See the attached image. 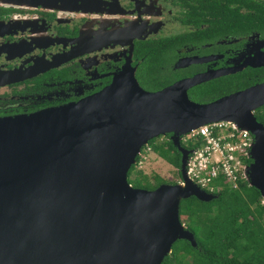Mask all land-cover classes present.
I'll return each mask as SVG.
<instances>
[{
  "label": "water",
  "instance_id": "95a60500",
  "mask_svg": "<svg viewBox=\"0 0 264 264\" xmlns=\"http://www.w3.org/2000/svg\"><path fill=\"white\" fill-rule=\"evenodd\" d=\"M210 77L148 92L124 71L78 103L0 119V264H163L176 242L197 247L181 202L218 196L188 177L194 151L182 137L212 123L254 136L245 179L264 199V124L254 114L264 84L192 101L188 90ZM167 135L182 155V181L135 188L131 168L150 141Z\"/></svg>",
  "mask_w": 264,
  "mask_h": 264
},
{
  "label": "flooded vegetation",
  "instance_id": "af4514ba",
  "mask_svg": "<svg viewBox=\"0 0 264 264\" xmlns=\"http://www.w3.org/2000/svg\"><path fill=\"white\" fill-rule=\"evenodd\" d=\"M124 71L148 92L211 76L188 90L203 104L264 84V0H0V119L78 103Z\"/></svg>",
  "mask_w": 264,
  "mask_h": 264
},
{
  "label": "trees",
  "instance_id": "16d2710c",
  "mask_svg": "<svg viewBox=\"0 0 264 264\" xmlns=\"http://www.w3.org/2000/svg\"><path fill=\"white\" fill-rule=\"evenodd\" d=\"M212 100L218 93L204 92ZM264 122V114L259 118ZM183 146L197 149L200 142ZM150 152L179 169L182 155L169 135L153 139L144 147L142 156L129 172V182L135 187L154 190L165 184L159 175L148 176L138 169ZM248 164L252 161L248 159ZM131 176H133L131 178ZM177 184V183H176ZM218 198L202 202L196 197L182 200L180 219L194 234L197 247L180 240L163 264H264V199L261 193L243 180L238 189L224 186L215 193Z\"/></svg>",
  "mask_w": 264,
  "mask_h": 264
},
{
  "label": "built area",
  "instance_id": "2783aa9c",
  "mask_svg": "<svg viewBox=\"0 0 264 264\" xmlns=\"http://www.w3.org/2000/svg\"><path fill=\"white\" fill-rule=\"evenodd\" d=\"M200 142L187 163L188 177L208 193H218L224 186L238 189L245 180L254 140L228 122L212 123L182 137V142ZM188 149V148H187ZM142 156V155H141ZM147 159V156L144 157ZM141 161L139 164H142Z\"/></svg>",
  "mask_w": 264,
  "mask_h": 264
},
{
  "label": "rangeland",
  "instance_id": "374dc122",
  "mask_svg": "<svg viewBox=\"0 0 264 264\" xmlns=\"http://www.w3.org/2000/svg\"><path fill=\"white\" fill-rule=\"evenodd\" d=\"M198 102V101H195ZM138 169L143 171L148 176L159 175L167 184H176L182 181L180 168L177 169L169 165L158 155L150 152L147 159L142 164H139ZM133 176H131L132 178ZM134 187L135 184H132ZM138 188V187H135ZM186 225V223H183Z\"/></svg>",
  "mask_w": 264,
  "mask_h": 264
},
{
  "label": "bare ground",
  "instance_id": "6f19581e",
  "mask_svg": "<svg viewBox=\"0 0 264 264\" xmlns=\"http://www.w3.org/2000/svg\"><path fill=\"white\" fill-rule=\"evenodd\" d=\"M246 133H249V134H251L250 132H246ZM253 140H254V138H253ZM252 161V160H251Z\"/></svg>",
  "mask_w": 264,
  "mask_h": 264
},
{
  "label": "clouds",
  "instance_id": "9594fccd",
  "mask_svg": "<svg viewBox=\"0 0 264 264\" xmlns=\"http://www.w3.org/2000/svg\"><path fill=\"white\" fill-rule=\"evenodd\" d=\"M183 145V144H182ZM185 147V146H184ZM186 148V147H185ZM143 151V150H142ZM215 194V193H214Z\"/></svg>",
  "mask_w": 264,
  "mask_h": 264
}]
</instances>
